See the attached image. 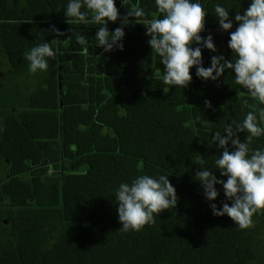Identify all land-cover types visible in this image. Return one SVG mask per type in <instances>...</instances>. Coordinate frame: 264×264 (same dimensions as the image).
<instances>
[{"label":"trees","instance_id":"16d2710c","mask_svg":"<svg viewBox=\"0 0 264 264\" xmlns=\"http://www.w3.org/2000/svg\"><path fill=\"white\" fill-rule=\"evenodd\" d=\"M67 3L0 0V264H264V210L241 229L213 215L195 179L203 158L226 180L210 137L257 102L231 71L205 82L193 68L187 88L167 91L145 26L130 18L123 50L106 53L94 39L99 25L67 23ZM200 3L208 13L201 35L212 34L217 48L202 50L209 67L213 55L231 59L236 27L220 30L214 6L234 18L250 0ZM116 6L121 17L137 6L159 17L154 0ZM120 26L108 24L110 32ZM45 41L58 56L46 73L32 74L25 53ZM250 147L264 149V136ZM142 174L168 176L177 204L140 231H121L115 190Z\"/></svg>","mask_w":264,"mask_h":264},{"label":"clouds","instance_id":"9594fccd","mask_svg":"<svg viewBox=\"0 0 264 264\" xmlns=\"http://www.w3.org/2000/svg\"><path fill=\"white\" fill-rule=\"evenodd\" d=\"M122 6L128 0H120ZM158 18H147L142 7H135L121 17L116 0H68L64 14L70 25H99L95 34L97 47L104 52L114 48L123 50L125 37L124 26L134 22L146 28L147 41L151 55L159 58L163 67L162 83L168 88H187L192 81L191 69L195 76L207 82L219 81L226 71L234 74L235 84L246 90L257 102L254 111H248L240 122L231 121L225 124L223 131L212 133L211 142L220 152L215 159V167L221 177L208 170L201 159L195 179L200 183L203 195L210 202L214 216L227 215L241 229L252 223V216L264 210V149L250 147L254 139L264 136V0H250L249 6L236 12L234 18L221 4L214 6L215 18L222 31L229 32L228 48L231 59L224 55H213L210 66L205 67L202 50L217 52L213 35L202 36L205 28V17L208 15L200 0H154ZM120 20L121 26L109 31V22ZM63 35V33H58ZM80 44L85 43L84 36H77ZM58 56L52 44L45 41L36 44L27 53L29 72L46 73L49 59ZM245 104L248 102L245 101ZM211 108V102L205 101ZM2 131V129H0ZM239 133H245L242 142ZM222 186L225 202L220 207L214 201ZM118 204V220L124 232L140 231L145 225L155 222V215L164 210L175 208L177 194L168 176L158 177L142 174L130 183L122 182L115 190ZM230 202V203H229Z\"/></svg>","mask_w":264,"mask_h":264},{"label":"rangeland","instance_id":"374dc122","mask_svg":"<svg viewBox=\"0 0 264 264\" xmlns=\"http://www.w3.org/2000/svg\"><path fill=\"white\" fill-rule=\"evenodd\" d=\"M7 68L4 67V71H3V74L1 75V78L4 79L5 81H8V76H9V73L7 72Z\"/></svg>","mask_w":264,"mask_h":264}]
</instances>
